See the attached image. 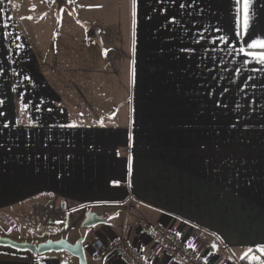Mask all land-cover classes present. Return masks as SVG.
Instances as JSON below:
<instances>
[{
	"label": "crops",
	"instance_id": "crops-1",
	"mask_svg": "<svg viewBox=\"0 0 264 264\" xmlns=\"http://www.w3.org/2000/svg\"><path fill=\"white\" fill-rule=\"evenodd\" d=\"M249 14L245 31L243 0H0V238L83 240L87 264H125L94 245L124 240L178 264L148 222L208 264L264 259V63L241 52L264 51L246 43L264 0ZM60 203L65 228L28 226ZM88 211L105 223L84 229ZM0 264L80 261L0 246Z\"/></svg>",
	"mask_w": 264,
	"mask_h": 264
},
{
	"label": "built area",
	"instance_id": "built-area-1",
	"mask_svg": "<svg viewBox=\"0 0 264 264\" xmlns=\"http://www.w3.org/2000/svg\"><path fill=\"white\" fill-rule=\"evenodd\" d=\"M75 0H72L73 3ZM60 0H54L58 4ZM63 3L71 4L68 0ZM69 209L66 204L50 206V214L48 216L32 215L28 218L27 224L33 230H45L48 236H53L57 229L67 226V218ZM144 234L152 237L162 248L164 255L174 260L178 264H208L204 262L199 254L194 251L193 247L187 245L179 230H174L162 225H152L148 222L142 224ZM95 255L97 258L105 259L110 254L115 253L121 257L125 264H153L151 261L145 260L142 256L133 251L130 245L124 240H112L109 242L96 240Z\"/></svg>",
	"mask_w": 264,
	"mask_h": 264
},
{
	"label": "water",
	"instance_id": "water-1",
	"mask_svg": "<svg viewBox=\"0 0 264 264\" xmlns=\"http://www.w3.org/2000/svg\"><path fill=\"white\" fill-rule=\"evenodd\" d=\"M60 3L63 4V0H60ZM105 223V220L99 218V216L91 211L86 213V220L83 224L84 229L95 228L101 224ZM0 246L12 247L17 250L29 251L33 254L45 255L48 253H59L67 252L72 256L79 259L80 264H87L85 258V252L83 249V240H80L77 244L72 245L66 240L60 242L49 241L44 244L35 245L31 243H19L13 241L9 238H0Z\"/></svg>",
	"mask_w": 264,
	"mask_h": 264
},
{
	"label": "snow or ice",
	"instance_id": "snow-or-ice-1",
	"mask_svg": "<svg viewBox=\"0 0 264 264\" xmlns=\"http://www.w3.org/2000/svg\"><path fill=\"white\" fill-rule=\"evenodd\" d=\"M54 2V0H53ZM69 3L72 2V0H68ZM135 2V0H134ZM251 0H243V7H244V28L245 31H247L249 20H250V14H249V8H250ZM180 7H184L183 4L180 5ZM173 22H175V18H173ZM220 39H225V37H220ZM248 44V49H264V38H253L250 42H246ZM241 52L245 53L246 55L252 56L254 59L258 60L260 63H264V51L260 52H254V51H248L247 49H241ZM2 103V101H0ZM260 250L264 252V247H261ZM252 250L249 249V252ZM247 256V253L245 254ZM252 259L260 260L259 257H252ZM260 264H264V261H260Z\"/></svg>",
	"mask_w": 264,
	"mask_h": 264
},
{
	"label": "rangeland",
	"instance_id": "rangeland-1",
	"mask_svg": "<svg viewBox=\"0 0 264 264\" xmlns=\"http://www.w3.org/2000/svg\"><path fill=\"white\" fill-rule=\"evenodd\" d=\"M64 8H65V6H64ZM102 101H105L106 102V104H102L101 106H102V108L103 109H105V110H108V109H112V108H114V106L112 105V104H110L111 103V101H112V99H103ZM115 107H117V108H119V106H117V105H115ZM89 108L90 109H94V110H98L99 109V106H97V105H90L89 106ZM22 229L24 230V232H27V233H32V232H35V231H32L31 229H29L27 226H22ZM45 236H47V237H50V236H48V235H45ZM53 238V237H52ZM51 239V238H50ZM14 241V240H13ZM7 248H12V247H7ZM231 260H232V258L231 257H229ZM253 260V261H252ZM260 261H264V259H260V260H255V259H251V261L249 262V261H247L249 264H260ZM234 263H236V262H234Z\"/></svg>",
	"mask_w": 264,
	"mask_h": 264
},
{
	"label": "trees",
	"instance_id": "trees-1",
	"mask_svg": "<svg viewBox=\"0 0 264 264\" xmlns=\"http://www.w3.org/2000/svg\"><path fill=\"white\" fill-rule=\"evenodd\" d=\"M63 4H65V3H63ZM243 264H249L246 260L243 262Z\"/></svg>",
	"mask_w": 264,
	"mask_h": 264
}]
</instances>
